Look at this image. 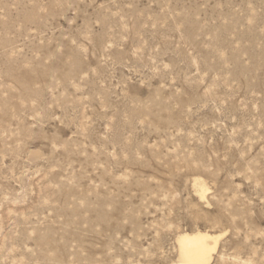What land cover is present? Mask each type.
<instances>
[{
	"label": "rangeland",
	"instance_id": "obj_1",
	"mask_svg": "<svg viewBox=\"0 0 264 264\" xmlns=\"http://www.w3.org/2000/svg\"><path fill=\"white\" fill-rule=\"evenodd\" d=\"M196 229L264 264V0H0V264H183Z\"/></svg>",
	"mask_w": 264,
	"mask_h": 264
},
{
	"label": "bare ground",
	"instance_id": "obj_2",
	"mask_svg": "<svg viewBox=\"0 0 264 264\" xmlns=\"http://www.w3.org/2000/svg\"><path fill=\"white\" fill-rule=\"evenodd\" d=\"M194 186L201 198L206 197L208 187L200 177L194 178ZM223 232L196 229L177 236L180 261L183 264H211Z\"/></svg>",
	"mask_w": 264,
	"mask_h": 264
}]
</instances>
